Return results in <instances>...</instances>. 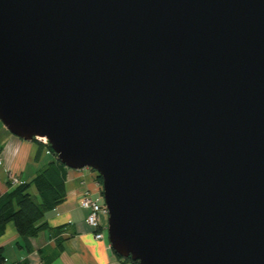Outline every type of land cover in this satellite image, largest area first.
<instances>
[{
	"label": "water",
	"instance_id": "1",
	"mask_svg": "<svg viewBox=\"0 0 264 264\" xmlns=\"http://www.w3.org/2000/svg\"><path fill=\"white\" fill-rule=\"evenodd\" d=\"M0 122L101 177L137 264H264V0H0Z\"/></svg>",
	"mask_w": 264,
	"mask_h": 264
},
{
	"label": "crops",
	"instance_id": "2",
	"mask_svg": "<svg viewBox=\"0 0 264 264\" xmlns=\"http://www.w3.org/2000/svg\"><path fill=\"white\" fill-rule=\"evenodd\" d=\"M0 148V192L8 189L7 179L28 181L54 158L53 154L44 148L36 160L38 143L34 140L25 141L11 134L2 123ZM67 174V198L58 207L45 213L43 218L50 229H44L38 236L30 239V252L26 251L13 222L7 223L5 232L0 236V245L3 247L7 264H15L21 260L27 261V264H124L115 256L107 236L103 239L94 237L93 229L85 220L88 210L79 205V199L83 195L101 201L95 173H91L88 168H81L69 169ZM105 221L106 216L102 218V222ZM10 244L16 245V250L13 249L15 258L12 259H9L5 252L6 246Z\"/></svg>",
	"mask_w": 264,
	"mask_h": 264
},
{
	"label": "trees",
	"instance_id": "3",
	"mask_svg": "<svg viewBox=\"0 0 264 264\" xmlns=\"http://www.w3.org/2000/svg\"><path fill=\"white\" fill-rule=\"evenodd\" d=\"M32 140L38 143L36 160L39 159L44 148L52 153L54 158L41 167L28 181L14 182L10 178L7 179L8 189L5 192H0V236L5 232L7 223L13 222L18 236L23 240L26 251L29 252L32 249L30 239L38 236L42 230L50 229L43 218L45 213L58 207L67 198L65 182L69 171V168L57 159V154L52 151L49 144L36 139ZM88 169L96 174L95 180L100 184L99 193L101 194V177L94 169ZM31 185L36 188V196L30 192ZM100 202L104 205L102 194ZM55 232L58 231L55 230ZM58 247L60 248V244ZM115 256L120 258L124 264H137L130 258L124 259L118 254ZM0 264H7L1 245ZM15 264H27V261L21 260Z\"/></svg>",
	"mask_w": 264,
	"mask_h": 264
},
{
	"label": "built area",
	"instance_id": "4",
	"mask_svg": "<svg viewBox=\"0 0 264 264\" xmlns=\"http://www.w3.org/2000/svg\"><path fill=\"white\" fill-rule=\"evenodd\" d=\"M37 140L41 141L42 143L48 144L45 138L38 137ZM1 148H0V164H2L1 158ZM14 182H17L16 178H11ZM79 205L82 208L88 210L86 215V223L93 229L94 237L97 239L105 238L106 234V222H107V209L106 205L101 204L97 199L92 198L89 195H83L79 199ZM106 216V221L103 223L102 218Z\"/></svg>",
	"mask_w": 264,
	"mask_h": 264
},
{
	"label": "rangeland",
	"instance_id": "5",
	"mask_svg": "<svg viewBox=\"0 0 264 264\" xmlns=\"http://www.w3.org/2000/svg\"><path fill=\"white\" fill-rule=\"evenodd\" d=\"M1 123V122H0ZM3 124V123H2ZM43 154H45V153H43ZM93 171H91V173H92ZM94 173V172H93ZM96 175V174H95ZM98 188H99V192H100V184L98 183ZM30 192H31V194H33L34 196H36V188H35V186H33V185H31V187H30ZM100 197V196H99ZM98 197V198H99ZM100 200V199H99ZM13 249L14 250H16V245L15 244H10V245H8V246H6V248H5V252H6V256L9 258V259H12V258H15V255H14V251H13ZM119 260H120V258H118ZM121 261V260H120Z\"/></svg>",
	"mask_w": 264,
	"mask_h": 264
}]
</instances>
